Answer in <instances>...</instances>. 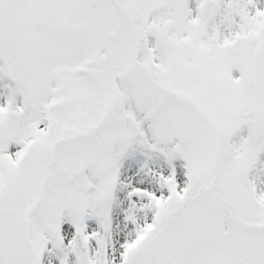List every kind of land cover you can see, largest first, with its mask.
<instances>
[{"label": "snow or ice", "instance_id": "1", "mask_svg": "<svg viewBox=\"0 0 264 264\" xmlns=\"http://www.w3.org/2000/svg\"><path fill=\"white\" fill-rule=\"evenodd\" d=\"M0 264H264V0H0Z\"/></svg>", "mask_w": 264, "mask_h": 264}]
</instances>
